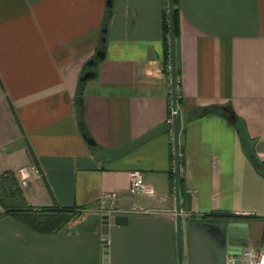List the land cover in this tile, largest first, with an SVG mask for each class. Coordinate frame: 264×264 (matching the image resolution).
I'll return each instance as SVG.
<instances>
[{
  "label": "crops",
  "instance_id": "1",
  "mask_svg": "<svg viewBox=\"0 0 264 264\" xmlns=\"http://www.w3.org/2000/svg\"><path fill=\"white\" fill-rule=\"evenodd\" d=\"M111 9L103 32L106 0H0V173H15L29 205L93 215L82 230L109 212L138 217L134 209L175 219L169 132L116 160L104 153L170 118L168 2L112 0ZM177 9L183 219L247 223V246L264 251V178L225 112L204 113L229 107L264 163V0H177ZM103 34L104 58L82 95L91 146L78 127L75 97ZM193 114L202 115L187 119ZM22 168L30 170L25 180ZM133 170L152 193L129 192ZM109 192L113 209L102 201Z\"/></svg>",
  "mask_w": 264,
  "mask_h": 264
},
{
  "label": "water",
  "instance_id": "2",
  "mask_svg": "<svg viewBox=\"0 0 264 264\" xmlns=\"http://www.w3.org/2000/svg\"><path fill=\"white\" fill-rule=\"evenodd\" d=\"M167 2L171 101L176 113L170 125L164 123L126 145L104 149V153L110 154L109 160L119 159L171 129L175 219L102 214L93 230L39 234L3 216L0 217V264H224L227 253L239 255L248 245L247 223L185 222L183 219L178 151L182 117L177 108L173 3L172 0ZM106 5L110 6L111 0H106ZM106 23L103 32L106 31ZM103 58L104 52L97 51L95 57L85 63L80 80L93 79L95 72L90 68ZM221 110L227 119L233 118L229 107H221ZM85 139L88 145H95L91 138Z\"/></svg>",
  "mask_w": 264,
  "mask_h": 264
},
{
  "label": "trees",
  "instance_id": "3",
  "mask_svg": "<svg viewBox=\"0 0 264 264\" xmlns=\"http://www.w3.org/2000/svg\"><path fill=\"white\" fill-rule=\"evenodd\" d=\"M112 2V0H111ZM173 3V33H174V46H175V77L176 86L178 88L177 76L178 69L176 65V41L178 36V9L177 0H172ZM111 5L107 6V15L105 23L109 21L111 16ZM105 19V20H106ZM106 23V24H107ZM168 15L165 16L163 24V31L165 33L164 39V55L166 59L170 58V44H169V26ZM105 34L102 35V42L99 46V50L104 51ZM94 67V66H93ZM88 69V68H86ZM95 69V67H94ZM96 73V72H95ZM83 71L81 73V76ZM80 76V77H81ZM86 81L79 80L77 95L75 97V108L78 120V127L81 134L87 138L89 133L87 132L84 112L82 107V95ZM180 103V97L177 92V104ZM205 114H221V107L211 106L204 111ZM202 114L188 115L187 119H193L201 116ZM233 127L235 128L241 147L251 164L255 167L256 171L264 178V163L259 160L254 151L255 140L251 139L247 133L245 122L233 115L232 119H229ZM179 151V167L182 166V147H178ZM172 159L174 154L171 153ZM173 172L171 171V174ZM182 179L180 176V188ZM182 195V188H181ZM0 217L7 216L13 220L21 223L22 225L30 228L39 234H57L72 218L76 215V210L68 208H58L55 206H32L29 205L23 195L22 187L20 186L15 173L12 170H5L0 173Z\"/></svg>",
  "mask_w": 264,
  "mask_h": 264
},
{
  "label": "built area",
  "instance_id": "4",
  "mask_svg": "<svg viewBox=\"0 0 264 264\" xmlns=\"http://www.w3.org/2000/svg\"><path fill=\"white\" fill-rule=\"evenodd\" d=\"M169 98H170V118L168 119L167 123L170 125L172 122V118L176 113V110H173L172 108V101H171V77L169 83ZM169 134L171 137L172 153L174 154L171 129L169 130ZM172 163L174 168V158L172 159ZM29 172H30L29 169L22 168L18 171V174L22 180H25L29 176ZM128 188H129V192L134 194H146L153 192V189L144 182L143 173L139 170L130 171ZM114 198H115V193L109 192V193H105L102 196V201L109 200L112 205L110 209H113ZM108 214H113V213L109 212ZM131 214L134 216H142V215L145 216V215H149L150 211L134 209L133 211H131ZM184 264L187 263L185 262ZM224 264H264V251L253 246H246L241 250L239 255L233 254L231 252L227 253L225 256Z\"/></svg>",
  "mask_w": 264,
  "mask_h": 264
},
{
  "label": "rangeland",
  "instance_id": "5",
  "mask_svg": "<svg viewBox=\"0 0 264 264\" xmlns=\"http://www.w3.org/2000/svg\"><path fill=\"white\" fill-rule=\"evenodd\" d=\"M169 70V75H170V67L168 68ZM169 82H170V76H169ZM93 215H90L89 213H85V212H76V215L72 218V220L67 223L57 234H63L66 232H72V231H82L83 228V224L85 222V220L87 219H93V217H91ZM91 219V220H92Z\"/></svg>",
  "mask_w": 264,
  "mask_h": 264
},
{
  "label": "flooded vegetation",
  "instance_id": "6",
  "mask_svg": "<svg viewBox=\"0 0 264 264\" xmlns=\"http://www.w3.org/2000/svg\"><path fill=\"white\" fill-rule=\"evenodd\" d=\"M91 70H93L94 72H95V69H94V67H91L90 68ZM94 229V227H92V228H88V229H86V230H93ZM86 230H82V231H86ZM81 231V232H82ZM74 232H76V231H72V233H74ZM80 232V231H79Z\"/></svg>",
  "mask_w": 264,
  "mask_h": 264
}]
</instances>
